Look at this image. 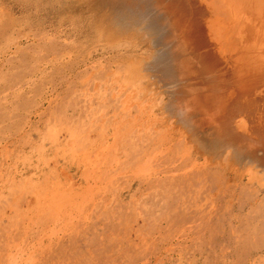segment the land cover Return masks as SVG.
<instances>
[{"label":"rangeland","instance_id":"374dc122","mask_svg":"<svg viewBox=\"0 0 264 264\" xmlns=\"http://www.w3.org/2000/svg\"><path fill=\"white\" fill-rule=\"evenodd\" d=\"M164 1L0 0V264H264V0Z\"/></svg>","mask_w":264,"mask_h":264},{"label":"bare ground","instance_id":"6f19581e","mask_svg":"<svg viewBox=\"0 0 264 264\" xmlns=\"http://www.w3.org/2000/svg\"><path fill=\"white\" fill-rule=\"evenodd\" d=\"M163 1H164V0H163ZM165 1H166V0H165ZM165 1L163 2L164 4H165ZM168 1H170V0H168ZM168 1H167V2H168ZM179 1H181V0H179ZM194 1H196V0H194ZM231 1L234 3V4H233V8H231L232 11L240 10V9L244 8V7H242V5H246V6H247V5L250 4V2H251V0H231ZM158 2H159V1H158ZM161 2H162V0H161ZM161 2H160V3H161ZM170 2H172V1H170ZM170 2H169L168 4H170ZM175 2H176V1H175ZM177 2H178V0H177ZM163 3L160 4V5H163ZM179 3H182V2H179ZM183 3H184V2H183ZM188 3H189V2H188ZM191 3H192V2H191ZM194 3H195V2H194ZM240 3H241V5H239ZM175 4H176V3H175ZM175 4L173 5L174 7H175ZM195 4H196V3H195ZM197 4H199V3H197ZM235 4H236V5H235ZM170 5H171V7H173V6H172V3H171ZM176 5H178V3H177ZM180 5H181V4H180ZM180 5H179V6H180ZM202 5H203V4H202ZM250 5H252V4H250ZM163 6H164V5H163ZM184 6H185V5H184ZM192 6H195V5H192ZM192 6H191V7H192ZM246 6H245L244 10H247V9H248V7H246ZM168 7H169V5L166 6V4H165L164 8H166V9L169 11L170 9H168ZM171 7H169V8H171ZM181 7H183V6H181ZM187 7H188V6H187ZM195 7H197V6H195ZM201 7H202V6H201ZM177 8H178V6L175 7V9H176L175 11H176L177 13H179L181 10H183L184 12H185V10H186V9H185V10L183 9V8H185V7H183L182 9L179 8V10H177ZM197 8H198V7H197ZM172 9H174V8H172ZM172 9H171V10H172ZM201 9H202V8H201ZM201 9H200V12H202ZM147 10H148V9H147ZM167 10H165V11H167ZM171 10H170V11H171ZM187 10H188V9H187ZM187 10H186V11H187ZM190 10H192V9H190ZM168 11H167V14H169ZM194 11H195V10H194ZM197 11H198V9H197ZM181 12H182V11H181ZM184 12H183V13H184ZM188 12H189V11H188ZM203 12H204V11H203ZM203 12H202V14H203ZM171 13H172V15H173V13L176 14V13L173 12V11H171ZM171 13L169 14L170 16H172ZM186 13H187V12H186ZM189 13H190V12H189ZM149 14H150V13H149ZM181 14H182V13H181ZM181 14H179V15H181ZM192 14H194V13H192ZM195 14H196V11H195ZM195 14H194V15H195ZM199 14H200V13H199ZM205 14H206V13H205ZM182 15H183V14H182ZM182 15H181V17H182ZM203 15H204V14H203ZM184 16H185V14H184ZM192 16H193V15H192ZM196 16H197V15H196ZM208 16H209V15H208ZM179 17H180V16H178V17H177V16H175V17L172 16L173 19H178ZM190 17H191V16H190ZM193 17H195V16H193ZM200 17H201V16H200ZM202 17L204 18V16H202ZM183 18H186V17H183ZM187 18H188V16H187ZM197 18H198V17H196L195 19H197ZM207 18H208V17H207ZM173 19H172V20H173ZM180 19H181V22H180L179 19H178L179 23H181V24H182L183 22L186 23V20H183L182 18H180ZM182 20H183V22H182ZM188 20H190V19H187V24H188ZM199 20H200V19H199ZM201 20H202V22H203L205 19H204V20L201 19ZM176 21H177V20H175V22H176ZM178 21H177V22H178ZM192 21H193V20H192ZM152 22H153V21H152ZM175 22H174V23H175ZM200 22H201V21H200ZM202 22H201V23H202ZM205 22H206V21H205ZM179 23H177L179 26H177V24L175 23L177 28H178V27H181V26H180L181 24H179ZM184 23H183V24H184ZM189 23L192 24L193 22L191 23V20H190ZM183 24H182V25H183ZM187 24H185V26L182 27V28H184V29H182V28H181L180 30L178 29V33H179L181 30L184 31V30H185V27H186ZM190 24H189V25H190ZM196 24H197V22H196ZM258 24L260 25V23H258ZM194 25H195V23H194ZM204 25H205V24H204ZM192 26H193V25H192ZM192 26H190V27L193 28ZM200 26H202V25H200ZM190 27H189V30H188V31L192 30V29H190ZM203 28H204V27H203ZM262 28H264V16L261 18V26L258 27V30H261ZM186 29H188V27H187ZM193 29H194V28H193ZM198 29H199V28H198ZM198 29H197V30H198ZM201 29H202V27H201ZM201 29H200V30H201ZM176 30H177V29H176ZM184 32H185V35L187 36V33H186L187 30L184 31ZM184 32H183V33L180 32V33L182 34V36H183V37H182L183 39L185 38L184 35H183ZM195 32H196V31H195ZM190 33H191V31H190ZM205 33H206V30H205ZM197 35H198V34H197ZM199 35H200V34H199ZM201 35H202V34H201ZM189 36H190V35L188 34V38L190 39ZM202 36H203V35H202ZM206 36H207V35H206ZM206 36H205V37H206ZM179 37H180V36H179ZM195 37H196V36H195ZM198 37H200V36H198ZM163 39H164V38H163ZM186 40H187V38H186ZM190 40H191V39H190ZM204 40H206V39H204ZM204 40H203V41H204ZM207 40H208V37H207ZM163 41H164V40H163ZM183 41H185V39H184ZM198 41H199V40H198ZM208 41H209V40H208ZM186 42H187V41H186ZM194 42H195V41H194ZM205 42H206V41H205ZM187 43H188V42H187ZM189 43H190V42H189ZM206 43H209V42H206ZM197 44H198V43H197ZM199 44H200V43H199ZM193 45H194V44H192V46H193ZM200 45H201V44H200ZM204 45H205V44H204ZM208 45H210V44H208ZM208 45H207V46H208ZM212 45H213V43L211 44V47H212ZM189 46H190V45H189ZM189 46H188V47H189ZM198 46H199V45H198ZM202 46H203V45H202ZM255 46H258V45L255 44ZM186 47H187V46H186ZM189 49H190V51H191V46H190ZM193 49H194V48H193ZM196 49H197V48H196ZM204 49H205V48H204ZM206 49H207V48H206ZM211 49H212V48H211ZM213 49H214V48H213ZM259 49H260L262 52H264V46H263V45H261ZM201 50H202V48H201ZM168 51H169V50H168ZM194 51H195V50H194ZM210 51H211V50H210ZM197 52H198V51H197ZM199 52H200V53L202 52V51H200V48H199ZM212 52H213V51H212ZM195 53H196V52H194V54H195ZM173 54H174V52H173ZM207 54H208V52H207ZM210 54H211V53H210ZM216 54H217V53H216ZM174 55H176V54H174ZM197 55H199V54H197ZM201 55H202V53H201ZM204 56H205V53H204ZM204 56H203V57H204ZM201 57H202V56H201ZM201 57H200V58H201ZM203 57H202V58H203ZM205 57H206V56H205ZM205 57H204V59H202V60H204V62H205ZM208 57H211V56H207L206 58H208ZM175 58H176V57H175ZM176 59H177V58H176ZM176 59H175V60H176ZM212 59H213V58H212ZM215 60H216V59H215ZM211 62H212V61H211ZM216 62H217V61H216ZM205 63H206V62H205ZM218 63H220L219 60H218V62L216 63V65H217ZM221 63H222V60H221ZM206 64H207V63H206ZM172 65H173V64H172ZM208 65H209V64H208ZM208 65H207V66H208ZM216 65H214V63H213L212 66H213V67H214V66H215V67H218V65H217V66H216ZM221 65L223 66V64H221ZM220 67H221V66H220ZM172 69H173V68H172ZM213 69H215V68H213ZM222 69H223V68H222ZM174 70H177V69L174 68ZM216 70H219V71L222 72V73L225 71V69H224V70H220V68H218V69H216ZM176 72H177V71H176ZM228 72H229V70H228ZM228 72H227V73H228ZM225 73H226V72H225ZM176 74H177V73H176ZM236 75H237V74H236ZM219 76H220V75H219ZM217 80H218V79H217ZM221 84H222V83H221ZM219 86H220V85L218 84V87H219ZM223 86H224V85H222V87H223ZM220 87H221V86H220ZM222 92H223V91H222ZM223 94H224V93H223ZM221 95H222V94H221ZM224 95H225V94H224ZM247 97H248V96H247ZM121 103H122V102H121ZM127 107H128V106H127ZM228 110H229V109H228ZM262 110H263V109H262ZM263 111H264V110H263ZM250 112H251V111H250ZM251 114H252V113H251ZM254 116H255V115H254ZM256 116H257V115H256ZM263 116H264V112H263ZM253 118H254V117H253ZM262 118H264V117H262ZM226 121H227V120H226ZM252 122H253V121H252ZM259 128H260V127H259ZM261 128H262V127H261ZM256 129H257V128H256ZM223 130H224V129H223ZM257 130H258V129H257ZM138 132H139V131H138ZM255 132H256V131H255ZM259 132H260L259 136L262 137V136H263V133L261 134V131H259ZM262 132H263V130H262ZM218 133H219V132H218ZM222 133H223V132H222ZM229 133H231V132H229ZM261 135H262V136H261ZM227 136H228V135H227ZM230 136H231V135H230ZM225 137H226V135H225ZM228 137H229V136H228ZM260 137H258L259 140H261L264 136H263L261 139H260ZM236 139H237V138H236ZM233 140H234V139H233ZM255 141H256V140H255ZM255 141H254V142H255ZM262 141H263V140H262ZM260 142H261V141H260ZM261 143H262V142H261ZM263 143H264V142H263ZM118 144H119V143H118ZM254 144H255V143H253L252 146H254ZM258 145H259V144H258ZM252 146H250V147H251V148H254V149H255V147H257V146H255V147H252ZM260 147H262V145H261ZM251 148H250V149H251ZM257 148H258V147H257ZM262 148H263V147H262ZM255 150H257V149H255ZM253 151H254V150H253ZM258 151H259V150H258ZM263 151H264V149H263ZM255 152H256V151H255ZM97 159H98V158H97ZM86 174H87V173H86ZM73 219H74V218H73ZM60 229H61V228H60ZM47 235H49V234H47ZM50 235H51V234H50ZM41 238H42V237H41ZM39 241H40V240H39ZM35 247H36V246H35ZM39 248H40V247H39ZM31 253H32V252H31ZM29 260H30V259H29ZM23 264H24V263H23Z\"/></svg>","mask_w":264,"mask_h":264}]
</instances>
